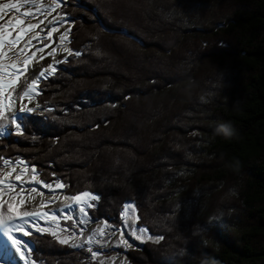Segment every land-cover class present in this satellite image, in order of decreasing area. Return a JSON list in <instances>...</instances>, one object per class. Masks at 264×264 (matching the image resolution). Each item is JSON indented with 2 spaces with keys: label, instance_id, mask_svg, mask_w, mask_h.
<instances>
[{
  "label": "trees",
  "instance_id": "16d2710c",
  "mask_svg": "<svg viewBox=\"0 0 264 264\" xmlns=\"http://www.w3.org/2000/svg\"><path fill=\"white\" fill-rule=\"evenodd\" d=\"M60 14L81 55L40 82L51 111L0 138V168L22 160L68 196L98 195L90 217L115 227L134 204L163 239L129 264H264V0H68ZM28 239L38 264H91Z\"/></svg>",
  "mask_w": 264,
  "mask_h": 264
},
{
  "label": "snow or ice",
  "instance_id": "6c2138e0",
  "mask_svg": "<svg viewBox=\"0 0 264 264\" xmlns=\"http://www.w3.org/2000/svg\"><path fill=\"white\" fill-rule=\"evenodd\" d=\"M36 2L37 0H7V2L0 0V135H3L4 130L8 127V124L5 123L6 121H10L11 125L15 126L17 134H23L24 127L21 123H18L21 118L20 113L27 114L35 111V109L29 108L24 101L27 100L31 103L33 94L40 95L41 91L38 89L40 80L47 78L46 74L50 75L58 70L53 64H49L38 72L30 68L33 59L36 57V52L44 51L43 48H37L36 51L31 52V55H28V52L31 51L29 45H32V41L37 39L39 35L33 32V30L38 28L40 23H43L39 18L34 17L32 7L30 6L35 5ZM43 2H50L56 7H60L63 0H43ZM53 11H55V8H53ZM13 13H18L20 16L13 15ZM28 17L35 18L37 22L32 23L26 19ZM56 31H58L56 28L49 29L47 31V37L51 39L53 32ZM70 31L71 29H67L65 33L61 34V42L67 39L68 32ZM30 32H33V34L28 36ZM26 37L28 38L25 39ZM22 42L23 46H21ZM49 46L45 45V47ZM63 51L68 52L69 55H81V53L73 52L66 46L63 48ZM55 52L56 48H52L48 56H52L56 64L64 62V60H55V56L53 55ZM40 59L43 60L44 57L41 56ZM17 101H19L18 110L15 107ZM36 108L40 109V106L37 105ZM40 110L51 111V109ZM24 163L22 160L12 162L8 159H3V165L9 166L10 171L5 172L3 168H0V234L6 238L7 242H10V247L18 255L19 260L24 261V264H28L27 255H31L33 249L23 237H29L33 235V232H48L53 237H56L59 243L69 244L74 249L83 248L87 244L88 247L86 250L91 253L92 258L96 259L99 257L101 253L95 251L92 245L97 243L103 247L102 240L108 235H114L115 233L106 232L104 227L98 225L90 235L83 238L82 243H76L75 241L80 237H77L72 229L79 227V225H88L91 222V217L87 209L95 206L90 201H98L100 197L89 192L66 197V199L74 201L78 206V212L81 214L78 221L74 219L73 215L62 211L54 212L51 209L48 211L44 210L48 208L49 204L55 198L54 196L49 199L48 203L41 200L36 206V209L28 210L27 204L35 199L32 195L33 193L40 197L45 196V192L41 191L40 188L55 193L57 190L62 191L67 185L61 181L46 183L39 180L35 166L31 169L33 173L31 178L25 180L24 175L28 172L27 166L25 165L19 173H17L16 167V165H23ZM14 173L16 174L13 179ZM30 184L39 185L40 188L36 186H25ZM130 207V205H126L125 211L122 213V216L126 220L131 219L128 211ZM64 215L67 216L68 220H72L73 222L69 228H60V217ZM40 222L49 224V227H42ZM54 227L60 228L61 232H68L70 234L60 237L53 230ZM137 231L143 234L147 229H134L133 234ZM80 233L83 236V228L80 229ZM17 234L20 235L17 236ZM98 236L101 240L97 239ZM136 238L142 239L143 237L138 235ZM148 239H153V237L149 236ZM155 239L158 241L163 238L158 237ZM120 242L126 247L132 246L128 240L124 239L123 232H121ZM98 264H104V261L99 260Z\"/></svg>",
  "mask_w": 264,
  "mask_h": 264
},
{
  "label": "rangeland",
  "instance_id": "374dc122",
  "mask_svg": "<svg viewBox=\"0 0 264 264\" xmlns=\"http://www.w3.org/2000/svg\"><path fill=\"white\" fill-rule=\"evenodd\" d=\"M66 1H68V0H63L60 7L63 6ZM4 2H7V0H4ZM41 5H43V6H41ZM30 6L32 7L34 17L39 18V20L43 21V23H40L39 27L33 30V32L38 33L39 35H38L37 39H34L32 41V45H29V48L31 49V51L28 52V55H31V52L36 51L37 48H43L44 49L43 52H38V51L36 52V57L33 59V62L30 65V68L33 69L34 71L38 72L39 70L48 66L49 64H53L55 67H57L60 63L56 64L53 60V57L48 56V53L52 51V48H56V52L53 54L55 56V60H57V61L64 60L65 61L67 59L69 54H68V52L63 51V48L66 46L67 48L71 49L70 48L71 31L68 32L67 39H65L63 42L60 41V36H61V34L65 33V31L67 29H71L74 20L68 16L61 15L60 14V7H56L54 4H51L50 2L44 3L43 0H37L35 5H30ZM53 8H55V11H53ZM37 9H39V10H37ZM48 11L50 13H47ZM41 13H44V14L41 16H38V14H41ZM13 15L20 16V14H18V13H13ZM26 19L30 20L32 23L37 22V20L33 17H28ZM51 28H56V29H58V31L53 32L51 39H49L47 37V31ZM33 32H30L28 34V36H31L33 34ZM14 35H15V33H14ZM27 38L28 37H26L25 39H27ZM33 45H35V47H33ZM45 45H50V46L45 47ZM21 46H23V42H22ZM41 56L44 57L43 60L40 59ZM46 75L49 76V74H46ZM42 79H44V78H42ZM40 82H41V80H40ZM40 82H39V84H40ZM38 89H39V85H38ZM36 98H37V95L33 94L31 103H29L27 100L24 101V103L27 104V106L29 108L35 109V111H33L31 113H27V114L42 113V111L40 110L41 107H40V109L36 108V106L39 105L37 103ZM15 107L18 110L19 101H17ZM21 115H25V113H20V116ZM5 123L8 124V127L4 130L3 135H0V138L16 132L15 126L11 125L10 121H6ZM18 123H21V120H19ZM25 165L28 168V172L24 175V179L28 180L31 178L33 173L31 171L32 167H30L26 163H24L23 165H16L17 173H19ZM1 168H3V170L5 172L10 171L9 166H4L2 164ZM36 173H37V178L40 180L39 173L37 171H36ZM15 174L16 173L13 174V179H14ZM25 186L26 187L36 186V187L40 188V186L36 185V184H30V185H25ZM40 190L45 192V196L40 197L39 195L33 193L32 195L35 197V199L31 200L27 204L28 210L36 209V206L39 204V202L41 200H43L45 203H48L49 199L54 196L55 198L49 204L48 208L44 209L45 211H48L49 209H51L54 212L62 211L64 213L73 215L74 219H76L77 221L79 220L81 214L78 212V206L76 205V203L74 201H72L70 199H66V197H71V196H68L65 194V189H63L62 191L57 190L55 193H52L51 191H48V190L43 189V188H40ZM90 203L94 204V201H90ZM126 205L131 206L128 209V211L131 215V219L126 220L122 216L121 224L117 227H115V226H113L107 222H104V221H95L91 218V222L88 225H79V227L72 229V231H74L76 233L77 237H80L79 239H77L75 241L76 243H82L83 238H85L87 235H90L91 232L98 225L101 227H104L106 232L115 233L114 235H108L106 238H104L102 240V243L104 245L103 247H101L100 244H97V243H94L92 245L93 249L95 251L100 252L101 255L99 257H97L96 259H93L91 256V253H89L88 259H89L91 264H98L99 260H103L104 264H129L128 258L126 256L127 251L139 248L140 245H142L143 243H145L147 241L157 242V240L155 238H158V237H154V236L150 235L148 231H146L143 234H141L137 231V232H135V234H133L134 229H139V228H144V227H140L137 224L138 216H137V212H136L134 204L128 203ZM89 209H87L88 212H89ZM133 209H134V211H133ZM124 211H125V209H124ZM124 211H123V213H124ZM40 223H41L42 227H45V228L49 227V224H46L44 222H40ZM72 223H73L72 220H68L66 215L60 217V228H69V227H71ZM126 224H127V226H126ZM60 228H56V227L53 228V230H55L57 232L58 236L63 237L65 235L70 234L68 232H61ZM81 228L84 229L83 236H81V233H80ZM121 232H123L124 239L128 240V242L132 245L131 247H126L123 243L120 242L121 241ZM37 233H39V232H33V234H37ZM45 233H48V232H45ZM19 235L20 234H17V236H19ZM138 235L142 236L143 238L137 239L136 236H138ZM149 236L153 237V239H148ZM23 238H24V240L28 241L26 239L27 237H23ZM97 239L101 240V238L99 236L97 237ZM3 241H6V238L2 234H0V264H24V261L19 260L18 255L15 254L14 250L10 247V242H8L7 247H4L2 245ZM28 243L31 245V247L33 249L32 244L29 241H28ZM87 247H88V245L85 244L83 248L87 249ZM76 249H82V248H76ZM27 260H28V264H33V262H34V264H38L32 259L31 255H27Z\"/></svg>",
  "mask_w": 264,
  "mask_h": 264
},
{
  "label": "bare ground",
  "instance_id": "6f19581e",
  "mask_svg": "<svg viewBox=\"0 0 264 264\" xmlns=\"http://www.w3.org/2000/svg\"><path fill=\"white\" fill-rule=\"evenodd\" d=\"M47 13H50L49 11L47 12ZM46 13V14H47ZM44 13H41V14H38V16H41V15H43ZM32 19V18H31ZM24 239V238H23ZM7 244H8V242L7 241H3L2 242V245L4 246V247H7Z\"/></svg>",
  "mask_w": 264,
  "mask_h": 264
},
{
  "label": "water",
  "instance_id": "95a60500",
  "mask_svg": "<svg viewBox=\"0 0 264 264\" xmlns=\"http://www.w3.org/2000/svg\"><path fill=\"white\" fill-rule=\"evenodd\" d=\"M66 3V2H65ZM64 3V4H65ZM125 35H128L127 33H124ZM136 40V38H134ZM59 68V67H58ZM48 78V77H47ZM21 119H23V115H21Z\"/></svg>",
  "mask_w": 264,
  "mask_h": 264
}]
</instances>
